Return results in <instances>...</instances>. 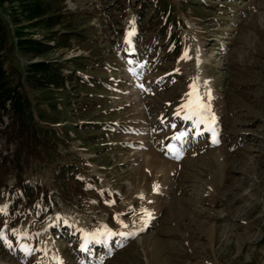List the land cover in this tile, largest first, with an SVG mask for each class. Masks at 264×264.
<instances>
[{
	"label": "rangeland",
	"instance_id": "1",
	"mask_svg": "<svg viewBox=\"0 0 264 264\" xmlns=\"http://www.w3.org/2000/svg\"><path fill=\"white\" fill-rule=\"evenodd\" d=\"M122 1L65 0L89 13L111 88L93 95L83 117L70 111L52 124L77 128L62 157L23 167L24 178L52 190L54 164L64 157L75 168L70 193H56L51 213L11 221L0 198V264H264V0H169L200 5L177 10L176 56L136 50L137 1ZM81 53L75 46L48 56ZM11 59L26 62L15 52ZM194 83L210 106L204 123L185 120L181 108ZM27 94L34 103L38 93ZM105 228L137 234L106 236Z\"/></svg>",
	"mask_w": 264,
	"mask_h": 264
},
{
	"label": "trees",
	"instance_id": "2",
	"mask_svg": "<svg viewBox=\"0 0 264 264\" xmlns=\"http://www.w3.org/2000/svg\"><path fill=\"white\" fill-rule=\"evenodd\" d=\"M135 1L134 24L139 32L136 50L141 55L150 51L152 56L155 49H163L169 56L178 55L183 23L177 10L186 12L200 5ZM121 3L131 7L130 0ZM88 14L67 9L65 0H0V140L5 145V151L0 152V198L8 201L7 216L11 221L31 212L38 217L49 214L57 206L56 193H70L68 184L76 172L68 158L53 165L55 190L24 178L23 167L28 160L54 162L62 157L59 147L68 146V131L77 128L64 125L58 131L52 124L59 122L61 116L72 115L70 111L83 117L82 113L96 104L93 95L102 97L111 88V82L100 76L108 67L96 48L97 40L91 36ZM147 32L151 33L149 38L139 43ZM75 46L87 53L69 58L48 56ZM14 52L26 58L22 68L12 61ZM27 90L38 93L34 103ZM80 126L93 131L109 129L99 122H83ZM9 175L14 176L10 184Z\"/></svg>",
	"mask_w": 264,
	"mask_h": 264
},
{
	"label": "snow or ice",
	"instance_id": "3",
	"mask_svg": "<svg viewBox=\"0 0 264 264\" xmlns=\"http://www.w3.org/2000/svg\"><path fill=\"white\" fill-rule=\"evenodd\" d=\"M141 88H143V85H140ZM193 91L189 92L187 94V96L189 97V99L187 100V102L181 106V108L186 109L187 110V114L185 115L184 119L185 120H191L194 117L196 118L197 123H204L206 116L208 114H210L211 110H210V106L203 100V97H201L198 93V89L196 88L195 83L191 86ZM208 95L210 96V92L208 93ZM213 122H214V116H213ZM210 130L213 131V136H215V132L214 129ZM183 136V133H181L179 136L174 137L175 139H181ZM213 143H218L217 140L213 139ZM168 150L170 152H175L176 149L174 146L169 145L168 146ZM158 186H154V190H157ZM141 198H143L141 196ZM110 203H114L110 202ZM5 211L4 208H0V212ZM146 215H150V213L147 212L146 209L142 210ZM122 226L127 228L128 225L123 224V222H121ZM104 234L106 236H112V235H119L121 237L127 238L129 236H135L137 233L136 232H121V233H113L111 232V230H108L107 228H105L104 230ZM0 240H6V237H4L2 234H0ZM9 247H11V244L8 245Z\"/></svg>",
	"mask_w": 264,
	"mask_h": 264
}]
</instances>
